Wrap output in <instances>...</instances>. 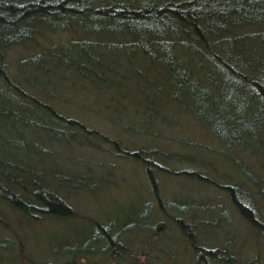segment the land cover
Returning <instances> with one entry per match:
<instances>
[{"label":"trees","instance_id":"16d2710c","mask_svg":"<svg viewBox=\"0 0 264 264\" xmlns=\"http://www.w3.org/2000/svg\"><path fill=\"white\" fill-rule=\"evenodd\" d=\"M47 31L78 36L40 53L21 56L12 71V52L38 42ZM102 36L114 41L106 45ZM99 46L127 57L128 62L131 51L130 59H138L135 82H141L146 68L156 76L147 78L146 85L165 94L159 101L152 100L154 106L148 110L145 121H137L140 126L135 132L162 138L160 131L154 129L155 123L161 120L174 127L177 122L171 118L172 113H184L205 131V136L211 134L220 144L219 157L238 163L243 173L218 178L206 172L179 170L175 163L183 161H178L181 156L156 147L123 148L121 140L67 116L28 85L37 81L41 71L60 79L66 72H73L100 81L104 72L98 68H102L129 79L128 74H121L110 63L88 52ZM245 47L248 55L242 54ZM234 50L240 54H232ZM115 63L121 65L122 61L117 57ZM184 98L189 103H183ZM164 101L169 107L162 115L157 107ZM2 118L7 123L3 124L4 142H0V229L4 231L0 234V261H8L6 248L15 244V240L5 236L8 230L17 234L23 244L19 235L22 224L39 226L82 220L68 194L96 191L100 187L93 183L92 173L81 174L58 165L57 146L100 150L102 142H107L116 151L115 156L141 165L151 198L157 197L159 202L155 204L142 197L141 202L129 207V233H144L136 237L138 241L135 235L128 238L125 230H118L114 236L111 228L116 226L90 217L85 219L87 228L73 239L60 235L53 240V259L42 264H150L165 252L158 246L163 233L170 231V226H164L167 220H173V226L176 224L184 244L200 250L195 264H207L210 258L226 264H246L238 258L231 259L228 250L220 255L200 244L195 229L210 231L214 217L199 216L195 210L189 212L193 209L190 206L183 209L184 199L179 202L175 198L170 208H165L158 194L159 175L166 180L179 176L196 180L200 187L225 193L228 204L218 198V214L234 208L252 236L260 235L261 240L264 237L258 206L259 202L264 204V165L258 160L259 147L264 149V0H0ZM132 128L130 124L129 130ZM184 143L191 152L194 148L209 151L208 145L201 142H182V146ZM237 150L251 160L241 162L233 156ZM86 165L93 172V165ZM98 166H106L113 173L106 163L100 162ZM99 179L106 183L101 176ZM163 215L165 221H161ZM217 218L222 220L223 215ZM187 219L194 223L192 231L196 238L188 235L184 239L182 235ZM152 236L158 237L150 242ZM169 256L173 258L175 254L167 253ZM249 262L252 264L253 259Z\"/></svg>","mask_w":264,"mask_h":264},{"label":"rangeland","instance_id":"374dc122","mask_svg":"<svg viewBox=\"0 0 264 264\" xmlns=\"http://www.w3.org/2000/svg\"><path fill=\"white\" fill-rule=\"evenodd\" d=\"M77 36L74 33H51L47 31L44 36L38 38L39 43L34 42L30 46L19 47V50L15 49L12 52L10 57L12 71H15L17 60L21 56L40 53L47 47L60 45L62 42H68L71 39L74 40ZM101 38L105 40L106 45L114 41V38L109 36H102ZM88 52L110 63L121 74H128L129 79L128 77L120 78L115 76L112 69L102 68H98L99 71L104 72L100 81L98 79L91 81L73 72H66L65 77L62 76V79H60L57 75L52 76L51 74H47L46 71H41L37 81L28 83V85L36 90L43 100L49 101L67 116L78 118L88 126L100 130L107 136L115 140H121L123 148L135 150L140 146L146 148L156 147L168 151L175 156H181V159L178 161H183L175 163V167L179 170L206 172L218 178L225 175L237 176L243 173V168L238 163L219 157L217 149H220V144L211 134L205 136V131L199 128L184 113H172L171 118L173 117V121L177 122L174 127L172 125H169L172 127L164 125L159 120L160 118L155 119V121H159L155 123L154 129L160 131L162 138L135 132L137 131L136 127L140 126L139 122L147 119L148 110L154 106L152 100L159 101L161 96L165 95L164 93H160L158 89L147 86L146 82H144L147 78H156V76L145 68L146 73L140 78L141 82L136 83L134 80L136 79L134 77V68L138 66V59H130L132 55L131 51L129 52V62L127 61V57L119 53L107 52L101 46L89 49ZM232 54L238 55L240 52L234 50ZM242 54L248 55L249 50L245 47ZM117 57L122 61L121 65L115 63ZM47 62L51 64L50 61ZM182 102L189 103L187 98H184ZM165 104L164 101V103H160L157 107L161 109L162 115L166 114L165 108L169 107V105ZM6 121L7 119L5 118L0 120V133L3 134L0 135V142H4L3 136L6 135V132L3 124ZM137 121L139 122L137 123ZM130 124L133 127L130 129L132 131L129 130ZM262 135L264 136V130ZM167 138L174 142H168ZM182 142H201L208 145L206 148L209 151L203 152L204 150L199 151L194 148L191 152L188 144L184 143L185 146H182ZM180 145L184 148L180 147ZM101 146L100 150H95L88 146L72 149L57 146L60 154L57 160L59 162L58 165L82 172L81 174L92 173L93 183L100 185L96 191H76V193L71 192L68 194L70 202L82 220H67L66 222L54 223L52 225L45 223L39 226L22 224L19 235L23 239V244L20 243L17 234H14L12 230H8L5 236H8L11 241L15 240L13 242L16 245H9L10 247L6 248L8 253L6 258H8V261H0V264H21L20 261L25 262V264H34L31 263V260L29 262L26 257L33 259V261L36 260V264L52 260V250L56 246L52 244L53 240H58L60 235L73 239L78 232L87 228L88 224L85 222V219L90 217L112 224L114 227L116 226V229L111 228L114 236L118 230H125L128 238L131 235H135V238H140L144 234L138 232L129 233V207H134L137 203L141 202L142 197L149 198L155 204L159 202L157 197L155 199L151 198L145 171L139 163L127 157L115 156L116 151L107 142H102ZM259 152L258 160L264 165V149L259 147ZM233 156L241 162L242 159L248 161L251 158L239 150L235 151ZM100 162L108 164L113 173L111 174L106 166L104 168L99 167ZM86 164L93 165V172L88 170ZM9 171L17 174L15 170ZM100 176L106 183H102V180L100 181ZM106 177H109V179ZM197 183L200 182L196 180L191 181L181 176L166 180L162 175H159V198L165 208H170V203L175 198L179 202L184 199L185 202H188L190 208H193L189 212L195 210L199 216L208 215L214 217L212 219L216 222H212V227L210 226L209 228L210 231H198V228L197 230L195 229L200 238L198 241L201 242L200 244L203 247L211 251L214 250V253H219L220 255H225L226 253L223 250H228L227 255L231 254V259L237 260L238 258L240 261H245L246 264L250 263L251 259H253L252 264H264V237L262 241L260 235L257 238L252 236L246 230L244 224H242L240 220L241 215L234 208H228L221 213L223 219H218L217 216L221 214H218L216 209L218 206L216 205L217 199L219 198L220 202L222 201L227 205V195L218 191V189L200 187L202 185L199 186ZM207 206L211 207L208 212L205 210ZM258 206L259 216L261 217V221L264 222V204L259 202ZM202 207H204L203 210ZM225 215L228 217H225ZM165 219L163 215L161 221H165ZM172 221L167 220V225H164L166 227L170 226V231L166 230L163 233L162 241H160L158 246L165 252L160 258L154 259L150 264H195L196 254L200 250L184 244L180 230H178L176 224L172 225ZM216 223L220 224L218 228L216 226L215 228L213 227ZM158 227L160 228V225ZM192 228H194V223L191 219H187L185 221L184 233L181 232L184 239H188V235L196 238ZM3 232L0 229V234ZM157 237L152 236L149 238V241L153 242ZM136 240L138 241L137 238ZM127 241L129 242V239ZM19 248L22 251H19ZM167 253H174L175 256L167 258ZM83 263L81 262V264ZM207 264L226 263L210 258Z\"/></svg>","mask_w":264,"mask_h":264},{"label":"bare ground","instance_id":"6f19581e","mask_svg":"<svg viewBox=\"0 0 264 264\" xmlns=\"http://www.w3.org/2000/svg\"><path fill=\"white\" fill-rule=\"evenodd\" d=\"M143 64H140V66L143 67ZM185 203L186 205H184L185 207L183 209L188 210L190 205L188 204V202H185Z\"/></svg>","mask_w":264,"mask_h":264}]
</instances>
